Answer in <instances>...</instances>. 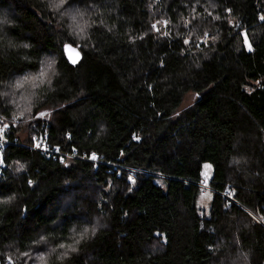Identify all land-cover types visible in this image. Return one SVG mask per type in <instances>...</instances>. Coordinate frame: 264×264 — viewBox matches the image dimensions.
Wrapping results in <instances>:
<instances>
[{"label":"trees","instance_id":"1","mask_svg":"<svg viewBox=\"0 0 264 264\" xmlns=\"http://www.w3.org/2000/svg\"><path fill=\"white\" fill-rule=\"evenodd\" d=\"M53 2L0 0V123L17 139L2 150L1 263L264 264V219L249 213L264 218V0ZM73 16L95 21L84 39L70 35ZM205 32L217 38L204 43ZM65 43L81 51L77 64ZM48 63L50 87H13ZM188 91L197 99L179 113ZM44 132L100 159L61 163L24 146ZM205 163L208 184L238 203L211 192L198 208ZM93 223L58 260L73 228Z\"/></svg>","mask_w":264,"mask_h":264},{"label":"snow or ice","instance_id":"2","mask_svg":"<svg viewBox=\"0 0 264 264\" xmlns=\"http://www.w3.org/2000/svg\"><path fill=\"white\" fill-rule=\"evenodd\" d=\"M65 3H66V0H54V2H53L52 5L54 6L55 10H59ZM226 11L230 13L231 12V9H227ZM209 15H211V13H209ZM72 18H73V20H76V17L75 16H73ZM213 19H217L218 20L220 18L219 17H213ZM259 19L264 20V15L260 16ZM160 23H163L164 25H167L169 22L167 20H164V21H158L157 23H153L151 25L152 30H154L156 32H160V28L158 27V24H160ZM186 23H187V21H186ZM229 23H232V21H229ZM86 29H87V22H85L84 24H79L78 23L76 25V27H75V34L78 35V36H83L85 34V32H86ZM168 34L169 33L167 31L163 32V35H165V36H167ZM243 35H244V44L249 48V50H251V44H250V42H249V40L247 38V34L244 33ZM209 38H211L212 40H215L217 37H215V36H211L210 37V34L208 32H205L204 33V36L201 39H202V41L204 43H207L208 40H209ZM184 43H185V45L189 44V40L186 39L184 41ZM63 47H64V50L65 51H68V52H76V48H74L69 43H65L63 45ZM79 59H80L79 52H76L75 58H71L70 57V60H71V63L72 64H76L79 61ZM52 67H53V64L52 63H48L45 67H42L41 68L40 73L34 79L39 80L40 82H43V80L48 76V70H50ZM17 87H20V85L18 84ZM20 115L22 116L23 113H21ZM38 115L40 117H44V116L47 115V113L46 112H40ZM8 127H9V125L7 123H4L3 124V127L0 128V141L3 140V133H4V131ZM134 139H139V137H134ZM35 146L37 148H40L41 147V143L40 142H37ZM0 147H2V145H0ZM57 151H59V149H57ZM91 159H93V160L97 159L96 155L93 154L91 156ZM2 164H3V159H2V157H0V165H2ZM23 168H24V165L23 164H19L18 165V170L23 169ZM130 179H131V177H130ZM29 183H31V181ZM205 183H207V181H205ZM229 195H231L230 192H229ZM205 196L208 199H211L210 194L205 193ZM201 203H203V200L201 201ZM262 219H264V218H262ZM72 231H73V233H75V229L74 228H73ZM47 239L48 238L46 236L41 235L39 237V239L37 241H35V243H37V244L45 243L46 244L47 243ZM78 242L79 241H77V243ZM57 247L59 249H65V248H67L68 251H75V249L71 248L67 243H60ZM51 251L54 253V252L57 251V248H53V249H51ZM23 255H27V253H24ZM65 255H67V252H65ZM9 259L11 260V258H9ZM38 259L43 264L44 257L43 256H40Z\"/></svg>","mask_w":264,"mask_h":264},{"label":"built area","instance_id":"3","mask_svg":"<svg viewBox=\"0 0 264 264\" xmlns=\"http://www.w3.org/2000/svg\"><path fill=\"white\" fill-rule=\"evenodd\" d=\"M2 127H3V124L0 123V128ZM47 140H48V136L46 132L42 134H36L32 137V141L29 144H24V146H27L32 150L40 151L42 154H45L46 157H52L53 159H57L61 163H68L76 158L85 159L87 157L88 160L93 161V162H98V160L100 159L99 154L96 152H91L89 156H86L85 154H80L77 149H73L72 151H64V150H61L58 145H52ZM16 141H17L16 138H13V139L9 138L5 130L3 133V140L0 141V145H2V147H0V157H2L3 148L10 143H16ZM37 142L41 143L40 148H37L35 146ZM57 149H59V151H57ZM93 154L96 155L97 159L95 160L91 159V156ZM2 167H3V164L0 165V175L3 170ZM127 169H129L130 171H137V169L135 168H127ZM140 171L144 173H149L145 170H140ZM205 181L207 180L203 179L202 181L198 183V186L201 187L202 192L204 191L216 192V193H219L223 198H225L226 201L238 203L236 200H234L235 198H234L233 192L228 186L222 190H217L216 188H213L211 185H209L208 182L205 183ZM229 192L231 193V195H229ZM249 213H251L261 224L263 223L262 213L260 212L252 213L251 211Z\"/></svg>","mask_w":264,"mask_h":264},{"label":"clouds","instance_id":"4","mask_svg":"<svg viewBox=\"0 0 264 264\" xmlns=\"http://www.w3.org/2000/svg\"><path fill=\"white\" fill-rule=\"evenodd\" d=\"M53 10H55L54 6H51ZM63 15V14H62ZM71 22L69 23V28H70V35H74L75 34V27L76 25L79 24H84L85 22H87V27H91L92 23H95V21H92L91 23L89 22L88 19H81L80 21L73 20V18H70ZM102 23V21H101ZM87 33L85 32V34L83 36H79L78 39H84L86 37ZM23 47L27 48L29 47L28 44H24ZM40 73V70L38 71V73H29L27 75H25L24 77H18L17 80L15 81V83L13 84V87H17V85L19 84L20 87H32V88H36V87H40L43 85H47V86H51L52 84V79L55 75H58L55 67L53 66L50 70H48V76L43 80V82H40L39 80L34 79L35 77H37V75ZM31 95V93H30ZM31 105H29V107L27 109L25 108H21L16 114L20 115L21 112L25 111V110H30ZM0 203H7L6 200H0ZM98 231V227L93 223L91 225L85 224L82 227V230L79 233H73V240L71 243H67L71 248L75 249V251H68L67 248L64 249V251H62L57 259L60 260L61 262H63L66 259L70 258V253H76L78 251V245L81 244V242L87 241L89 240L92 236H94L96 234V232ZM77 241H79L77 243ZM65 252H67V255H65Z\"/></svg>","mask_w":264,"mask_h":264},{"label":"rangeland","instance_id":"5","mask_svg":"<svg viewBox=\"0 0 264 264\" xmlns=\"http://www.w3.org/2000/svg\"><path fill=\"white\" fill-rule=\"evenodd\" d=\"M163 25L164 24L162 23V26ZM196 99H197L196 93H194L193 91L186 92L183 95V97H182V101H181V104H180L179 108H177L178 112L182 113V112L186 111L187 109H189L191 106H193V104L195 103ZM52 112H53L52 109H48L46 111L48 117H50L52 115ZM211 172H212L211 164L205 163L203 165V178H204V180H208V177L211 175ZM205 193H208L211 196V192L210 191L201 192L199 197L197 198L196 204H197L198 208H200V210L206 212V211H208V205H209L210 199H208L205 196ZM202 200H203V203H201Z\"/></svg>","mask_w":264,"mask_h":264},{"label":"water","instance_id":"6","mask_svg":"<svg viewBox=\"0 0 264 264\" xmlns=\"http://www.w3.org/2000/svg\"><path fill=\"white\" fill-rule=\"evenodd\" d=\"M73 46V45H72ZM74 48H76V52H79V55H80V59H81V56H82V53H81V51L77 48V47H75V46H73ZM63 51H64V55H65V57L67 58V60L69 61V63H71V60H70V57L71 58H75V56H76V52H68V51H65L64 50V48H63ZM79 59V60H80ZM78 63V62H77ZM76 63V64H77ZM72 64V63H71ZM0 264H2L1 263V260H0Z\"/></svg>","mask_w":264,"mask_h":264}]
</instances>
